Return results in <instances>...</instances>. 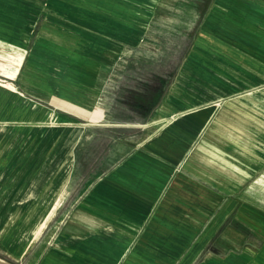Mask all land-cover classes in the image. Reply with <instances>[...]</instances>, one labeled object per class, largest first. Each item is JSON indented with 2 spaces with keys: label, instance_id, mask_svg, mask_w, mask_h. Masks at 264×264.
I'll return each instance as SVG.
<instances>
[{
  "label": "crops",
  "instance_id": "1",
  "mask_svg": "<svg viewBox=\"0 0 264 264\" xmlns=\"http://www.w3.org/2000/svg\"><path fill=\"white\" fill-rule=\"evenodd\" d=\"M4 1L17 8L0 15V53L12 60L0 62V125L36 119L37 86L42 94L59 91L45 74L58 30L115 23L112 16L93 24L101 0ZM194 12L179 26L161 24L159 36L175 43L181 29L187 44L199 32L217 40L224 76L256 78L252 68L264 76V0H209L197 27ZM208 104L143 143L115 144L108 170L84 193L65 198L69 207L45 222L14 263L264 264V206L248 192L264 173V148L239 149V159L230 160L223 115L214 116Z\"/></svg>",
  "mask_w": 264,
  "mask_h": 264
},
{
  "label": "rangeland",
  "instance_id": "2",
  "mask_svg": "<svg viewBox=\"0 0 264 264\" xmlns=\"http://www.w3.org/2000/svg\"><path fill=\"white\" fill-rule=\"evenodd\" d=\"M101 1L93 24L106 25L115 16L114 27L58 30L45 74L59 91L42 94V86H37L36 119L0 125V264L21 260L37 236L35 224L56 200L59 206L53 215L69 207L62 205L65 198L84 193L108 170L115 144L128 147L153 136L158 127L152 121L161 114L214 102L216 116L221 106L231 105L223 115V151L237 160L235 155L251 139L256 148H264V76L259 69L252 68L256 78L224 76L214 39L196 32L186 44L180 29L174 43L158 34L161 24L186 23L189 10L195 11L197 27L209 0ZM1 3L0 15L15 13L13 2ZM113 8L115 14L109 13ZM189 55L193 66L178 83ZM8 57L0 53V62L11 63ZM44 112L58 119L41 127L38 123L49 122ZM241 117L248 118L246 123Z\"/></svg>",
  "mask_w": 264,
  "mask_h": 264
},
{
  "label": "bare ground",
  "instance_id": "3",
  "mask_svg": "<svg viewBox=\"0 0 264 264\" xmlns=\"http://www.w3.org/2000/svg\"><path fill=\"white\" fill-rule=\"evenodd\" d=\"M210 40H211V38H210ZM216 40V39H215ZM217 41V40H216ZM215 42V41H214ZM220 43V42H219ZM222 43V42H221ZM220 43V44H221ZM223 44V43H222ZM221 47V46H220ZM225 48V47H224ZM223 48V49H224ZM205 50H207V49H205ZM225 51H226V49H225ZM229 52V51H228ZM231 53V52H230ZM220 55V54H219ZM218 57V56H217ZM222 57V56H221ZM190 58V57H189ZM187 59L186 60V62H185V64L182 66V68H181V70H180V73H179V76H178V83L179 82H182L183 83V79H184V77L188 74V72H189V70L191 69V67L193 66V65H191L190 63H191V61H192V59L190 58V59ZM223 59V58H222ZM232 60V59H231ZM218 62V61H217ZM193 64H194V61H193ZM29 71V70H28ZM219 74V73H218ZM260 74H261V72H260ZM25 75V74H24ZM30 75V74H29ZM214 75V74H213ZM223 75V74H222ZM241 75V74H240ZM216 76V75H215ZM246 76V75H245ZM249 76V75H248ZM29 77V76H28ZM27 78V77H26ZM252 78V77H251ZM187 80V79H186ZM220 80V79H219ZM29 83V82H28ZM194 83V82H193ZM228 85V84H227ZM31 86V85H30ZM189 87V86H188ZM234 87V86H233ZM178 88H180V86L178 87ZM190 88V87H189ZM195 88V87H194ZM10 89V88H9ZM182 89V88H181ZM197 89V88H196ZM208 89V88H207ZM213 89V88H212ZM234 89V88H233ZM28 90V89H27ZM26 90V91H27ZM30 90V89H29ZM205 90V89H204ZM214 90V89H213ZM11 91L12 92H15L16 93V91H15V88L14 89H12L11 88ZM178 91V90H177ZM208 91V90H207ZM236 91V90H235ZM238 91V90H237ZM181 92V91H180ZM206 93V92H205ZM216 95V94H215ZM247 95V94H246ZM20 96V95H19ZM41 96V95H40ZM205 96V95H204ZM212 96V95H211ZM220 96V95H219ZM173 98V97H172ZM216 98H218V97H216ZM171 99V98H170ZM197 99V98H196ZM205 99V98H204ZM215 99V98H214ZM213 99V100H214ZM188 100V99H187ZM206 100V99H205ZM211 101V100H210ZM173 102V101H172ZM204 102H206V101H204ZM203 102V103H204ZM201 103V102H200ZM184 105V104H183ZM182 105V106H183ZM217 104H215L214 102L212 103V104H208V105H206V106H204L205 108H206V110H213V108L216 106ZM172 106H174V105H172ZM179 106V105H178ZM184 107V106H183ZM186 107H188L187 105H186ZM196 107V106H195ZM231 108V105H225V106H221V108H220V116H222V115H224V114H227L228 112H229V109ZM170 109V108H169ZM160 111V113L161 112H163L161 109H159ZM231 110V109H230ZM252 110V109H251ZM190 110H184V111H179V112H177V113H169V114H165L164 112V115L163 114H161V117H159V118H157V119H154L153 121H152V124L153 125H157V129H165V128H167L171 123H172V121H174L175 120V118L176 117H179V116H182V115H185L187 112H189ZM252 113V112H251ZM245 114V113H244ZM253 114V113H252ZM257 114V113H256ZM233 115V114H232ZM245 115H247V114H245ZM45 119H47L49 122H46V123H38L41 127H43V126H45L46 124H53V123H55L56 122V120L58 119V117L56 116V115H54L52 112H50V113H46V112H44L43 113V115H42ZM227 116H229V115H227ZM232 116H230L229 118H231ZM221 118V117H220ZM234 119V118H233ZM241 122H243V123H246L245 121H247L248 120V118H245V117H241ZM219 121V120H218ZM218 121H214V123H218ZM213 122V121H212ZM223 122V121H222ZM30 123V122H29ZM232 123V122H231ZM234 123V122H233ZM236 123H238L239 124V122H237V120H236ZM237 124V125H238ZM214 125V124H213ZM218 125V124H217ZM236 125V124H235ZM244 125V124H243ZM242 125V126H243ZM215 127H216V125H215ZM255 127V126H254ZM225 128V127H224ZM256 128V130L257 129H260L261 127L260 126H256L255 127ZM213 131V130H212ZM212 131H211V133H212ZM221 131V130H220ZM216 133H218V132H216ZM220 134H222V132L220 133ZM215 135V134H214ZM233 135V134H232ZM172 137V136H171ZM171 137H167V138H171ZM218 137V136H217ZM70 142V141H69ZM249 142L250 143H248V144H244V146H243V148L244 149H247V147H256V143L257 142H255L254 141V139H251V140H249ZM74 144V143H73ZM210 144V143H209ZM211 145V144H210ZM209 145V146H210ZM202 149V148H201ZM256 150V149H255ZM234 151V150H233ZM262 151V150H261ZM263 152V151H262ZM195 153H197V152H195ZM216 153V152H215ZM204 154V153H203ZM216 154H218V153H216ZM199 155V154H198ZM255 155H256V153H255ZM195 157V156H194ZM197 158V157H196ZM204 158V157H203ZM199 159V158H198ZM213 160V159H212ZM203 161V160H202ZM236 161V160H235ZM65 162V161H64ZM238 162V161H237ZM231 163V162H230ZM45 164V163H44ZM206 165V164H205ZM53 166V165H52ZM207 166V165H206ZM238 167V166H237ZM214 169V168H213ZM47 174V173H46ZM45 174V175H46ZM237 176V175H236ZM68 177V176H67ZM66 177V178H67ZM50 180V179H49ZM40 181V180H39ZM42 181V180H41ZM255 183L253 184V186L252 187H255L256 188V192H251V191H248L249 192V194L251 195V196H257V200H259L260 201V203H261V205H263L264 206V173L259 177V178H257L255 181H254ZM63 183V182H62ZM236 184V183H235ZM63 185H64V183H63ZM60 188V187H59ZM64 188V187H63ZM60 195H62V194H60ZM61 197V196H60ZM58 199V198H57ZM59 206V202L57 203V200H56V202L53 204V206L51 207V209L47 212V214H46V216L43 218V220L40 222V223H36L35 224V228H34V234L35 235H38L39 233H40V231H41V229H42V227L43 226H45L44 224H45V222H47L48 220H49V218L53 215V213H54V211L57 209V207ZM33 212V211H32ZM44 212H42L41 213V215L43 214Z\"/></svg>",
  "mask_w": 264,
  "mask_h": 264
}]
</instances>
